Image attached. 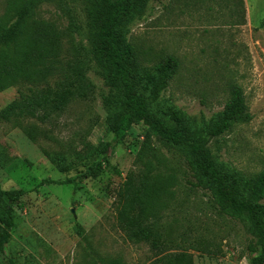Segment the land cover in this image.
<instances>
[{"label":"rangeland","instance_id":"obj_1","mask_svg":"<svg viewBox=\"0 0 264 264\" xmlns=\"http://www.w3.org/2000/svg\"><path fill=\"white\" fill-rule=\"evenodd\" d=\"M28 3H35L36 20L60 32L59 47L33 67L36 79L21 78L0 92V112L31 89L52 86L62 78L59 69L76 63L84 65L92 88L50 120L0 121L1 188L25 191L0 264H250L254 238L246 224L219 210L189 172L184 150L154 135L147 139L143 124L122 140L110 131L105 98L113 92L92 55L88 4L0 0L2 24L12 8ZM121 35L136 50L135 79L146 94L154 67L167 58L176 62L154 109L196 133L218 120L232 89L240 88L251 120L234 124L209 148L231 180L264 173V0H147L124 21ZM49 65L57 71L42 77ZM97 163L96 176L58 183ZM144 174L163 187L151 214L161 235L158 248L129 240L120 215L127 178L138 186Z\"/></svg>","mask_w":264,"mask_h":264},{"label":"trees","instance_id":"obj_2","mask_svg":"<svg viewBox=\"0 0 264 264\" xmlns=\"http://www.w3.org/2000/svg\"><path fill=\"white\" fill-rule=\"evenodd\" d=\"M84 2L88 4L92 55L105 71L106 84L113 92L112 97L105 98V105L111 110L110 131L122 140L134 126L143 124L147 139L154 135L167 145L184 150L189 172L201 187L210 191L219 210L246 224L254 238V243L249 246L250 264H264V173L243 181L231 180L209 148L212 140L228 132L234 124L251 120L241 89H232L231 98L220 117L203 134L182 126L174 116L154 109V104L173 79L176 62L167 58L154 67L153 86L146 94L138 88L135 79L136 50L121 35L124 21L131 12L142 9L147 0ZM34 4L12 8L9 23L2 24L0 20V92L21 78L36 79L38 76L33 67L43 64L59 47L60 32L34 18ZM84 70L81 63L71 65L67 70L59 69L61 79L52 86L31 89L28 95L10 103L0 112V121L10 122L19 117L45 121L61 114L73 99L86 98L90 92L92 86ZM56 71L53 65H49L41 76L54 75ZM52 160L64 171L59 161ZM100 164H94L83 174L58 183L68 185L96 176ZM127 180L120 210L127 238L138 243L151 242L152 248H158L161 235L157 233L158 224L151 221V214L157 210V199L163 187L154 183L149 174L143 175L138 186H135L132 176ZM44 182L54 183L50 179ZM24 194L23 190L5 191L0 185V252L11 241L15 206ZM175 261L182 260L177 257ZM111 264L123 262L114 261Z\"/></svg>","mask_w":264,"mask_h":264}]
</instances>
